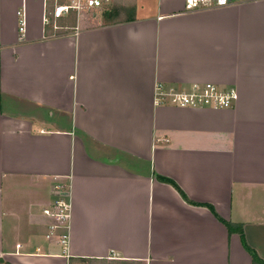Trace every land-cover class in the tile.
Returning a JSON list of instances; mask_svg holds the SVG:
<instances>
[{
    "label": "crops",
    "instance_id": "obj_1",
    "mask_svg": "<svg viewBox=\"0 0 264 264\" xmlns=\"http://www.w3.org/2000/svg\"><path fill=\"white\" fill-rule=\"evenodd\" d=\"M50 2L0 0V258L251 264L210 204L264 259V0H110L58 29ZM207 82L235 88L234 104L156 103L157 84ZM58 183L67 255L42 212Z\"/></svg>",
    "mask_w": 264,
    "mask_h": 264
},
{
    "label": "built area",
    "instance_id": "obj_2",
    "mask_svg": "<svg viewBox=\"0 0 264 264\" xmlns=\"http://www.w3.org/2000/svg\"><path fill=\"white\" fill-rule=\"evenodd\" d=\"M110 0H51L46 9L44 22L50 24L53 29H58L55 21L74 13L79 17L84 12L93 8H101ZM252 0H185L186 10H198L204 8H216L232 3ZM23 27H20V31ZM156 103H167L177 107H195L224 109L231 107L237 99L235 88H223L211 82L194 83L188 90L165 89L161 84L155 87ZM68 186V185H67ZM64 184H55L51 190L53 200L51 204L42 210L48 219L46 238L56 242L62 249V254L69 252V227L71 217V201L69 191ZM108 259H118L116 254Z\"/></svg>",
    "mask_w": 264,
    "mask_h": 264
},
{
    "label": "trees",
    "instance_id": "obj_3",
    "mask_svg": "<svg viewBox=\"0 0 264 264\" xmlns=\"http://www.w3.org/2000/svg\"><path fill=\"white\" fill-rule=\"evenodd\" d=\"M158 179L162 182L171 184L179 193L180 195L187 201L188 198L186 197V195L184 194V192L180 189V187L171 179L166 178V177H162V176H158ZM206 207H208L212 213L214 214V216L216 217L217 220H219L220 222H222L227 231L228 234H232V233H236L238 234L239 238H240V242L242 247L244 248V250L248 253L250 259H251V264H264V259L260 258V256L257 254V252L254 250V248H252L246 241L245 239V235L243 232V226L240 223H232L229 221H226L225 219H223L221 216H219L214 208L210 205V204H203ZM0 264H11L7 261H4L3 259L0 258Z\"/></svg>",
    "mask_w": 264,
    "mask_h": 264
},
{
    "label": "rangeland",
    "instance_id": "obj_4",
    "mask_svg": "<svg viewBox=\"0 0 264 264\" xmlns=\"http://www.w3.org/2000/svg\"><path fill=\"white\" fill-rule=\"evenodd\" d=\"M115 16V15H114ZM111 262V261H110ZM82 264H107V263H101V262H95V263H90V262H83ZM110 264V263H108Z\"/></svg>",
    "mask_w": 264,
    "mask_h": 264
}]
</instances>
